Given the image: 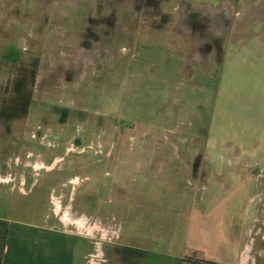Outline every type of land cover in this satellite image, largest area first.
<instances>
[{"label":"rangeland","instance_id":"374dc122","mask_svg":"<svg viewBox=\"0 0 264 264\" xmlns=\"http://www.w3.org/2000/svg\"><path fill=\"white\" fill-rule=\"evenodd\" d=\"M0 174L83 264L118 222L185 255L194 206L264 264V0H0Z\"/></svg>","mask_w":264,"mask_h":264},{"label":"crops","instance_id":"0c3cea01","mask_svg":"<svg viewBox=\"0 0 264 264\" xmlns=\"http://www.w3.org/2000/svg\"><path fill=\"white\" fill-rule=\"evenodd\" d=\"M4 183L0 179V264H83L87 260L86 237L70 229L66 220H56L50 188ZM139 205L149 209L143 201ZM78 223L71 221L75 227ZM185 224L188 238L182 255L174 241L165 247L162 237L133 234L128 225L115 223L112 264H237L238 259L247 264L251 245L240 253L229 239L231 228L223 216L209 218L194 206ZM159 241L161 247L153 245Z\"/></svg>","mask_w":264,"mask_h":264},{"label":"built area","instance_id":"2783aa9c","mask_svg":"<svg viewBox=\"0 0 264 264\" xmlns=\"http://www.w3.org/2000/svg\"><path fill=\"white\" fill-rule=\"evenodd\" d=\"M78 230H80V233L82 232V230L80 229V228H78V227H76Z\"/></svg>","mask_w":264,"mask_h":264}]
</instances>
